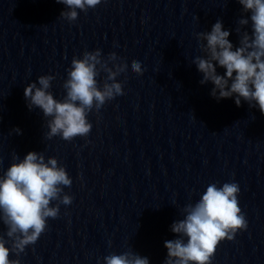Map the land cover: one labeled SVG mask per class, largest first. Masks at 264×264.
I'll return each instance as SVG.
<instances>
[{
    "label": "clouds",
    "instance_id": "obj_1",
    "mask_svg": "<svg viewBox=\"0 0 264 264\" xmlns=\"http://www.w3.org/2000/svg\"><path fill=\"white\" fill-rule=\"evenodd\" d=\"M56 2L67 8L60 17L74 22L78 18L77 9L86 12L102 0ZM238 3L244 13H251V34L241 31L249 25V19H239L235 29L240 37L239 46L233 50L230 31L224 30L222 21L218 20L210 32L196 34L198 41H206L200 43L205 56L195 57L192 63L203 74L201 85L208 82L214 85L210 92L214 99L235 97L237 107L243 100L264 114V0H238ZM118 60L115 52L102 59L100 49L85 51L82 58L73 57L63 83L66 95L62 100L49 91L55 79L53 75H41L36 82L27 84L24 89L27 107L42 110L48 128L44 134L46 139L60 136L72 141L90 133L92 124L88 114L124 94L117 77L127 71L128 64L117 63ZM217 67L225 69L223 75L218 74ZM131 69L143 75L140 61L133 60ZM101 72L107 73L102 87L97 80ZM13 131L22 134L19 128ZM12 159L14 162L0 176V221L7 228L0 235V264H20L19 259H10V254L19 257L27 246L35 244L45 232L48 218H57L60 204L70 205L73 199L64 193V188L72 185V179L57 158L45 160L43 152L30 151L23 159L14 153ZM239 193L236 182H225L219 187L212 183L197 202L187 204L182 209L184 218L171 225V231L178 238L164 242L167 249L164 264H211L221 241L232 240L238 230L247 229ZM54 201L58 203L53 206ZM103 260L104 264H149L147 257L132 251L111 253Z\"/></svg>",
    "mask_w": 264,
    "mask_h": 264
}]
</instances>
